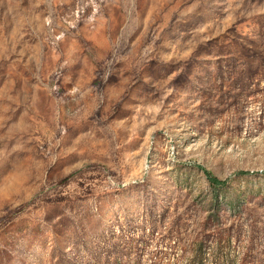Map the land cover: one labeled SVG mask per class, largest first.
Segmentation results:
<instances>
[{
	"label": "rangeland",
	"instance_id": "rangeland-1",
	"mask_svg": "<svg viewBox=\"0 0 264 264\" xmlns=\"http://www.w3.org/2000/svg\"><path fill=\"white\" fill-rule=\"evenodd\" d=\"M0 264H264V0H0Z\"/></svg>",
	"mask_w": 264,
	"mask_h": 264
},
{
	"label": "trees",
	"instance_id": "trees-1",
	"mask_svg": "<svg viewBox=\"0 0 264 264\" xmlns=\"http://www.w3.org/2000/svg\"><path fill=\"white\" fill-rule=\"evenodd\" d=\"M211 181H212V183H214V184L218 183V181H217L216 179H213V178H212Z\"/></svg>",
	"mask_w": 264,
	"mask_h": 264
}]
</instances>
